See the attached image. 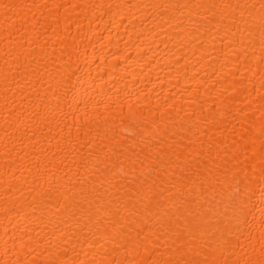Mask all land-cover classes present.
Segmentation results:
<instances>
[{"label":"bare ground","instance_id":"6f19581e","mask_svg":"<svg viewBox=\"0 0 264 264\" xmlns=\"http://www.w3.org/2000/svg\"><path fill=\"white\" fill-rule=\"evenodd\" d=\"M0 264H264V0H0Z\"/></svg>","mask_w":264,"mask_h":264}]
</instances>
